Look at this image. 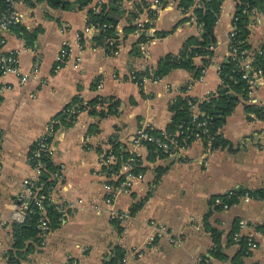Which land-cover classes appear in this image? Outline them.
Wrapping results in <instances>:
<instances>
[{"label":"crops","instance_id":"0c3cea01","mask_svg":"<svg viewBox=\"0 0 264 264\" xmlns=\"http://www.w3.org/2000/svg\"><path fill=\"white\" fill-rule=\"evenodd\" d=\"M69 1L72 8L63 10L51 8L46 1L22 0L16 6L21 21L6 32V49L18 54L24 73H32L38 60L41 66L26 84L14 74L3 78L10 88L0 98V264H8L7 252L14 244L13 226L21 222L14 212L24 180L36 178L29 161L32 147L45 134L53 135L50 127L74 100L85 105L95 98L104 102L96 107L98 112L118 101L117 112L100 117L86 108L78 111L71 126L55 133L51 157L59 171L53 175L56 185L51 194L62 220L45 243L34 245L22 264H102L116 247L126 250L123 264H194L198 258L208 257L214 246L206 227L208 216L210 225L223 232L222 244L229 256L224 262L210 256L214 264H232L241 250L238 243L227 246L229 233L241 219L246 221L242 235H251L258 242V248L245 256L242 264H264V234L258 230L264 225V199L239 201L228 210L213 204L215 197L232 190L263 187L264 121L254 115V120L248 119L245 104L264 107V82L236 108L221 130L233 150L206 149L197 139L185 151L152 160L147 146L132 143L141 128L165 131L172 117L169 106L182 94V87L192 85L187 93L201 101L217 91L220 66L230 55L238 0L223 1L215 29V55L202 80L185 69H176L161 80L147 79L142 86L133 74L155 69L161 58L179 53L188 38L201 33L196 22H189L182 12L180 0L172 1L160 13L148 32L146 50L138 45L139 27L125 33V27L137 26V19L147 26L149 14L144 3L133 6L122 0L126 12L120 19L122 36L114 52L96 45L94 32L81 44L76 41V34L89 25V11L100 7V1L110 0H89L83 7L81 0ZM250 18L249 44L257 50L264 46V12L258 10ZM18 25L29 31L39 29L33 45L20 36ZM158 32L170 33L160 37ZM65 41L72 43L71 53L57 70ZM196 61L202 64L201 58ZM111 141L135 152L144 174L129 193L117 195L112 208L106 202L105 185L116 177L102 166V156L110 149ZM162 168L165 171L160 175ZM145 198L143 207L132 215L133 204ZM27 199L32 202V198ZM112 211L125 217L113 219ZM112 220L121 221L122 232ZM160 225L167 227L168 234L151 241Z\"/></svg>","mask_w":264,"mask_h":264},{"label":"trees","instance_id":"16d2710c","mask_svg":"<svg viewBox=\"0 0 264 264\" xmlns=\"http://www.w3.org/2000/svg\"><path fill=\"white\" fill-rule=\"evenodd\" d=\"M37 1H46L48 5L54 9L70 10L72 8V3L69 0ZM223 1L224 0H202V7L195 10L197 21L201 25L200 35L188 38L179 53H170L161 58L155 69H148L143 72L135 73L136 80L140 86L143 85L144 80H161L176 69H185L191 72L195 79H199L204 74L206 69L212 64V59L215 55V47L217 45L215 29L221 15ZM89 2V0L80 1L82 7L88 5ZM192 3L193 0L181 1V5L185 6L186 9H188ZM140 8L141 6L138 5V11H140ZM255 8L264 12V0H238L237 2L233 20L236 30L230 41L231 54L220 66L219 76L221 83L217 91L201 101L187 93L189 91V85L182 87V94L177 96L169 106L172 117L170 123L165 128V131L149 127L147 128V131L151 135L155 137L169 135L170 137L175 138L181 146L186 147H190L195 140L201 139L206 149L216 150L228 147L230 150H233L231 142L223 136L221 130L225 126L229 116H231L236 108L249 97L250 85L248 81L243 78L244 70L241 67V60L247 56V54H243L244 51L249 52L252 50V47L249 44V37L251 35L249 27L251 13ZM138 11L136 10V14H138ZM125 12L126 11L123 10L122 0H110L107 3L103 2L99 11L94 9L89 11L88 24L99 26L107 24L108 26H111L103 29L97 27L98 31L93 38L96 45L108 47L109 52H114L117 49V47L114 46L117 45V43L110 46L109 42L106 40L107 37L116 36V27L120 25V19L125 15ZM136 14H134V17H136ZM147 26L149 25L147 24ZM136 27V25L125 27V33L132 32ZM17 32L26 40L28 45H33L39 29L29 31L25 27L18 25ZM169 33L170 32H158L157 34L160 37H165ZM146 40L147 37L143 34L139 40V47L145 43ZM262 48L264 49V46ZM234 49L236 50L235 53ZM198 58H201L202 64L197 63L196 59ZM253 66L255 68H264V51L262 54L259 52L255 53ZM79 102V99L74 100L73 103L69 104L65 110L58 115L56 119L57 123L53 124L54 133L53 135H50V141H53L54 135L57 131L67 126H71L74 123L78 111L89 108L91 114L104 117L107 114L116 113L119 105L118 101H112L107 105V111L103 109L98 112L96 107L100 104H104L99 98H95L85 105ZM194 105L197 107V110L193 108ZM245 111L248 115V119L254 120L253 117L256 119H263L264 107L255 103H246ZM147 147L149 149L150 159L152 160L158 156H170L172 153L171 151L165 152L158 148L155 143H148ZM37 148L38 145L36 142L31 149L29 157ZM107 152H112L116 157L114 164L104 167L109 173L113 170H118L124 162L128 161L133 156L131 152L122 149L120 144L115 141H111V147ZM37 160L42 162L43 166L41 169V175L37 181H34V184L35 186L41 187V192L39 193L40 196H46L44 199L46 215L50 221L51 230H56L60 227L62 214L59 212L57 206L47 197L52 193V190L56 185V179L53 178V175L58 173L59 167L54 164L51 155L45 152H41V155ZM31 164L34 166L35 162H31ZM140 170L142 171L143 169L139 164L136 171ZM164 171L165 169L162 168L160 170V175ZM110 182L116 183V181ZM245 192H249L250 195L254 196L256 199H264V186L257 190L239 188L235 190L234 196L227 199L230 205L237 204L240 201L238 196ZM146 199L147 198L134 203L130 209V213L132 215L136 214L143 207ZM40 215L41 209L32 201L29 203V209L26 210V217L24 220L14 223V244L12 249L7 252L8 264H22V260L26 259L27 255L34 251V245H40L42 243V238L38 235L37 229ZM208 218L209 216L206 218V227L211 233L214 243L209 256L213 257L216 261L224 262L228 260L229 256L225 253L224 245L222 244L223 232L212 227L208 222ZM112 221L119 231L122 232L123 226H121V221ZM239 230L238 223L233 227L227 238V246L233 243L241 245V250L233 258L232 264H242V259L245 256H249L247 252L246 237L243 236L239 242L234 240V235ZM258 230L264 234V225L259 226ZM113 252V255L109 259L104 260L102 264H123L126 257V250L121 247H116ZM204 258H207V256H204Z\"/></svg>","mask_w":264,"mask_h":264},{"label":"built area","instance_id":"2783aa9c","mask_svg":"<svg viewBox=\"0 0 264 264\" xmlns=\"http://www.w3.org/2000/svg\"><path fill=\"white\" fill-rule=\"evenodd\" d=\"M22 0H0V98L4 95L5 90L10 88L7 86L4 82V76L8 74H14L18 76L21 79V82L23 84H26L32 76H35L40 71L41 63L40 61H36L33 67V71L30 74H26L21 70L20 66V58L18 54L14 51L7 50V36L6 32L15 24L20 23V15L18 10L16 9V6L18 3H20ZM129 3L138 4V3H144V6L146 8L147 13L149 14V17L147 19L148 27H143V23L137 19V27L140 30V36L145 35L147 37V40L145 43L141 45L142 50H146L147 45L149 44L150 40L148 32L153 28V25L157 21L160 13L165 10L172 1L174 0H127ZM176 1V0H175ZM182 0H180L181 2ZM102 4L103 2L100 1ZM100 4V7H101ZM124 2L122 1V6ZM134 6V5H133ZM100 7L97 6L94 8V10L99 11ZM202 7V0H193L192 5L188 7V9L185 8V6L180 4V8L183 13L188 15L189 22H196V24L201 28V25L198 23L195 10L197 8ZM258 13V10L255 8L252 10L251 16L256 15ZM234 20V19H233ZM143 25V26H142ZM97 27L99 29H103L108 26L107 24H104L103 26L99 25H93L89 24L84 32L77 33L76 34V41L81 44V42L84 41V38L88 37L92 32L96 33L98 31ZM138 30V32H139ZM236 28L233 23V27L230 33V41L231 37L234 35ZM122 32L116 27V36L115 37H107V40L109 42L110 46H113L117 43V48L119 47V43L121 41ZM71 47L72 43L70 41H65L63 43V46L60 50V53L57 58V70L61 69L64 64H66L70 53H71ZM234 49V53H235ZM264 49L262 47L258 48L257 50H250L249 52L244 51L243 54H247L242 60H241V67L244 70L243 78L246 79L250 85V92L249 95L252 97L253 93L257 89L258 85L261 82H264V68H255L253 66L254 56L256 52H259L262 54ZM231 54V53H230ZM205 74V72H204ZM204 74L199 78L200 80L203 79ZM133 79H136V75H132ZM146 80H144L145 82ZM192 85L188 86V90ZM251 101V100H250ZM257 104V103H256ZM193 108L197 110V107L194 105ZM197 114V113H196ZM196 117V115H195ZM264 121V115L263 119ZM202 125V124H200ZM50 131L53 132V126L50 127ZM50 135L45 134L40 139L37 140L38 148L33 152V154L29 157V161L35 162V165L33 166L35 172H36V178L26 179L24 180V190L20 194L19 203L16 204V211L14 212V217L18 221H23L25 218V212L29 209V199L32 198V201L35 202V204L41 209V215L39 218V222L37 224L38 229V235L42 238V243H45L46 237L52 232L50 221L46 215V210L44 207V199L46 196H40L41 187L35 186L34 181H37L41 175V169L43 166V163L37 160V158L40 157L41 152H45L49 155L53 154V141L49 140ZM132 143L136 147L141 146H147L148 143H155L158 148L164 150L165 152L171 151V155L178 154L181 151H185L189 147L181 146L178 141L170 137L169 135H164L162 137H155L151 135L147 128H141L139 129L136 134L132 138ZM132 157L124 162V164L118 169L111 171L112 176L116 177V183H106L105 188L107 190V198L106 202L108 205L112 208L115 198L118 194L121 193H129L134 186L135 183L141 181L144 179V174L140 171H136V168L140 164L139 156L132 152ZM115 155L112 154V152H105L102 156V166H110L111 164L115 163ZM139 163V164H138ZM264 186V184H263ZM28 193V195H27ZM235 195V190H232L225 194L224 196H217L214 198V205L217 207L222 208L223 210H228L232 205H230L229 199L230 197ZM30 196V197H29ZM52 203H53V197L52 194H50L47 197ZM240 201H250L253 199H256L254 196L250 195L249 192H245L244 194H241L238 196ZM112 218L113 219H122L125 217L123 214H119L118 212L112 211ZM246 227V221L240 220L239 221V231L235 233L234 240L236 242L241 241L243 235H242V229ZM168 234L167 227L164 225H160L158 228V232L151 236L150 240L154 241L157 237L164 236L165 234ZM247 242V252L248 255H251L257 248H258V242L256 239L249 235L246 238ZM173 242H177L175 239L171 238ZM126 258L124 259V261ZM65 264H73L70 261L66 262ZM194 264H214L213 259L208 256L207 258L201 257L198 258Z\"/></svg>","mask_w":264,"mask_h":264}]
</instances>
